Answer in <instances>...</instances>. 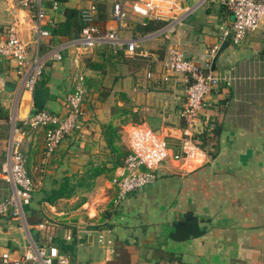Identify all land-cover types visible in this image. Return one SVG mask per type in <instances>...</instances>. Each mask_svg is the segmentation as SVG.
<instances>
[{
    "label": "crops",
    "instance_id": "obj_1",
    "mask_svg": "<svg viewBox=\"0 0 264 264\" xmlns=\"http://www.w3.org/2000/svg\"><path fill=\"white\" fill-rule=\"evenodd\" d=\"M92 2L98 7L97 26L116 28L124 39L135 40L133 54L124 49L113 52L105 45L79 48L74 40L52 34L65 21V9L80 12ZM115 2L129 0H42L39 27L49 32L43 35L37 31L33 9L0 0V37L14 23L30 54L44 56L52 50L62 54L61 61L46 60L37 83L50 87L44 109L66 113L65 95L77 74H83L87 84L83 137L72 132L40 161L42 176L34 190H49L55 179L80 174L90 160H107L103 123L119 128V144L126 148L129 126L141 124L178 149L182 130L188 126L181 115L187 84L182 75L166 83L157 77L170 43L184 49L198 65L217 46L211 70L232 69L238 78L213 88L189 127L196 136L219 125L218 152L189 163L167 160L153 184L129 193L110 218V229L103 228L111 252L97 243L96 230L102 228L104 212L114 197L115 170L96 177L90 189L53 204L35 203L32 194V206L43 212L42 220L59 223L56 242L72 248L65 252L73 264H264V20L233 45L221 39L232 13L217 0H162L160 19L125 20L120 25L112 17ZM170 16L180 20L169 21L173 31L168 34L164 25ZM146 70L157 78L146 80ZM22 83L15 62L0 57V115L10 111L19 116L26 110L25 101L27 110L21 117L32 111L31 94ZM30 139L26 135L23 142ZM31 151L23 152L26 167ZM2 184L0 190H7ZM76 226L82 231H74L72 243L65 242V232ZM0 240V253L9 248L13 257L20 256L29 243L18 222L9 219L2 221Z\"/></svg>",
    "mask_w": 264,
    "mask_h": 264
},
{
    "label": "built area",
    "instance_id": "obj_2",
    "mask_svg": "<svg viewBox=\"0 0 264 264\" xmlns=\"http://www.w3.org/2000/svg\"><path fill=\"white\" fill-rule=\"evenodd\" d=\"M19 5L33 9L34 19L39 34L49 35L39 27L44 16L41 8L42 0H14ZM230 10L233 20L228 28L222 31L221 39L229 40L238 45L246 36L254 32L264 20V0H217ZM162 0H129L115 2L112 6L113 21L120 25L125 20L140 21L143 19H160ZM98 7L92 2L80 11L84 26L79 36L74 40L79 48H90L95 45H105L113 52L124 49L133 54L137 43L120 36L116 28L101 29L97 26ZM179 21L180 17H172L164 25V32L171 33L173 25L169 21ZM170 37H168L169 39ZM217 46L209 49L204 63L196 64L185 50L176 43H170L162 60V72L157 76L162 82H168L172 76H184L186 81L185 103L181 115L188 126L182 130L175 150L157 131L141 124H131L127 130L128 153L121 166L115 169L111 184L115 189L112 200L117 207L125 197L141 187L153 183L159 176V171L167 160L177 162H194L207 155L201 143L193 136L190 126L196 120L204 106V100L211 90L219 84H232L237 78L232 69L214 73L211 70V60L217 52ZM0 57L11 59L16 64V73L23 78L22 87L32 94L41 79L46 60L61 61L59 50H52L40 56L29 53L28 45L21 40L14 23L5 27L0 37ZM146 80L157 77L151 70L145 72ZM87 93V84L83 74H77L70 90L65 95L67 112L57 114L46 109L37 110L34 102L30 104V113L23 118H10V134L6 147V155L0 165V180L7 190H0V239L2 221L15 220L29 238L26 249L20 256L13 257L8 249L0 253V264H73L71 256L63 251L56 242V229L59 223L55 220H42L29 224L24 212V206L32 201L35 189L34 182L28 173L26 159L21 151V144L26 137V130L39 127L44 130L45 156L54 153L63 138L72 132H78L83 137L84 111L82 103ZM16 114V112H15ZM17 118V117H16ZM82 231L80 226L68 229L63 235L65 242H73L74 233ZM104 229H98L97 243L111 250V241L104 234ZM178 264V263H171Z\"/></svg>",
    "mask_w": 264,
    "mask_h": 264
},
{
    "label": "trees",
    "instance_id": "obj_3",
    "mask_svg": "<svg viewBox=\"0 0 264 264\" xmlns=\"http://www.w3.org/2000/svg\"><path fill=\"white\" fill-rule=\"evenodd\" d=\"M65 16V21L59 24L58 27H54L52 34L65 37L67 40H73L81 33L84 23L81 20L80 12L76 9H65ZM125 112L127 111L123 109V113ZM7 116L8 113L4 112L0 115V118H7ZM101 127L105 146L109 151L108 159L100 162L90 160L84 164L80 174L76 173L72 174L71 176L64 175L61 178L55 179L52 183V187L49 190H38L39 198L35 200V203L46 202L48 204H53L58 199L71 197L80 189L88 190L93 185L94 179L96 177L115 170L118 166L123 164L124 158L128 153V149L124 145L119 144V128L112 122L103 123ZM220 134L221 127L219 125H214V127L210 130H203L200 134L194 137L201 142V147L207 152V154L214 157L218 152ZM108 164L110 166H108ZM31 203L24 206V212L26 213L27 222L29 224H35L40 222L44 216L40 215V217L35 218L36 214H38V210L35 209ZM119 205L114 207L112 201L108 205L103 215L106 220L104 221L102 228L110 229L111 225L109 224V220L117 211ZM60 247L62 250L67 252L72 250L71 247Z\"/></svg>",
    "mask_w": 264,
    "mask_h": 264
},
{
    "label": "rangeland",
    "instance_id": "obj_4",
    "mask_svg": "<svg viewBox=\"0 0 264 264\" xmlns=\"http://www.w3.org/2000/svg\"><path fill=\"white\" fill-rule=\"evenodd\" d=\"M44 108H46V107H44ZM23 109H25L24 105H23ZM23 111L24 112L20 113L19 116H17V113L15 114V112L9 111L8 112V118L7 119L5 118L6 120H0V165H1V162L4 161L5 155H6V147L8 144L7 142H8V137L10 134V118L11 117H15V119L22 118L21 116H23L25 114V110H23ZM29 134H30L31 139L29 141L23 142L22 146H20V148H21V151L24 152V154L26 153V155L29 152V150H32L30 152V158L27 162V169H28L29 175L31 176V178L34 182V185H38V182L42 176V171H40V166H41L40 161L42 159H44L45 155H46L45 149H44V130L41 127L37 128L35 130L27 129L26 135H29ZM196 140H198V139L196 138ZM198 142L201 143L199 140H198ZM31 145L34 149H31L32 148ZM0 183L2 184V180H0ZM149 185H151V184H149ZM149 185L141 187L138 190H144ZM1 186L5 187V184H2ZM4 190H6V188ZM113 190H115V189H113ZM33 194H34V198H35L34 200H37L39 198L38 197L39 196L38 190H34ZM114 196H115V193H114ZM40 215H43L42 211H38V214H36L35 218L40 217ZM7 249L12 254L11 250L9 248H7ZM111 250H112V248H111Z\"/></svg>",
    "mask_w": 264,
    "mask_h": 264
},
{
    "label": "water",
    "instance_id": "obj_5",
    "mask_svg": "<svg viewBox=\"0 0 264 264\" xmlns=\"http://www.w3.org/2000/svg\"><path fill=\"white\" fill-rule=\"evenodd\" d=\"M215 60L213 61L214 64ZM213 69V68H212ZM50 95V87L45 86H36L31 94L32 100L34 102L35 108L41 110L45 107L46 101Z\"/></svg>",
    "mask_w": 264,
    "mask_h": 264
},
{
    "label": "bare ground",
    "instance_id": "obj_6",
    "mask_svg": "<svg viewBox=\"0 0 264 264\" xmlns=\"http://www.w3.org/2000/svg\"><path fill=\"white\" fill-rule=\"evenodd\" d=\"M25 99H28V94H25ZM28 101V100H27ZM26 101H25V103H24V106H25V109L27 110V106H26ZM26 110H25V113H26Z\"/></svg>",
    "mask_w": 264,
    "mask_h": 264
}]
</instances>
